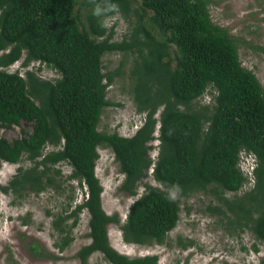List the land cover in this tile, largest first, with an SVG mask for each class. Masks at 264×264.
<instances>
[{"label":"trees","instance_id":"obj_1","mask_svg":"<svg viewBox=\"0 0 264 264\" xmlns=\"http://www.w3.org/2000/svg\"><path fill=\"white\" fill-rule=\"evenodd\" d=\"M211 3L0 0V129L23 122L33 127L12 142L0 136V163L26 158L32 164L19 168L3 190L69 195L52 222L60 252L73 242L87 210L91 242L77 253L82 264L95 253L110 264H158L159 255L119 253L109 226L120 225L127 243L164 244L180 221V199L201 192L216 202L211 199L207 211L224 216L237 235L249 231L264 243V87L243 67L237 39L214 22ZM116 16L130 24L123 41L114 40L118 20L109 25ZM115 52L137 54L131 90L144 122L131 137L99 129L104 109L116 105L107 98L108 88L126 65L121 61L115 71H104L105 55ZM21 60V68L11 71ZM36 62L59 77L42 79L29 68ZM207 93L210 103L203 104ZM100 148L111 149L125 176L120 190L139 196L123 224L103 208ZM242 154L255 158L254 186L238 195L251 181L241 168ZM62 165L72 169L66 178ZM73 181L86 188L79 203ZM141 186L146 190L139 195ZM178 242L184 249L193 244L180 237Z\"/></svg>","mask_w":264,"mask_h":264},{"label":"rangeland","instance_id":"obj_2","mask_svg":"<svg viewBox=\"0 0 264 264\" xmlns=\"http://www.w3.org/2000/svg\"><path fill=\"white\" fill-rule=\"evenodd\" d=\"M210 9L214 22L228 28L230 34L237 39L243 67L252 71L264 87V0H212ZM116 20L118 25L114 40L123 41L129 32L130 24L123 17L116 16L109 25L114 24ZM136 55L115 52L104 57L105 72L115 71L121 61L126 65L122 68L123 75L117 77L108 88L107 98L116 105L104 109L99 126L101 131L118 132L123 136L131 137L144 122V116L137 112L131 90L130 71ZM22 62L23 60L13 65L11 71L20 69ZM29 68L37 71L45 80L59 77L54 70L39 62L31 64ZM210 100L211 95L207 93L201 102L208 104ZM23 130L32 132V124L23 122L20 126L0 129V136L12 142L25 136ZM158 144L157 140L154 145L157 147ZM99 154L96 170L104 188L103 208L110 216L118 215L123 224L130 206L139 196L132 197L120 190L125 177L111 149L100 148ZM157 155L158 149L153 150L152 156L156 158ZM241 157V168L248 173L246 170L252 161L248 160V162L245 154ZM31 165L26 158L16 164L0 163V264H82L77 253L91 242L90 216L87 210L81 213L78 226L73 230V242L65 251L60 252L55 246L57 234L52 222L54 214L62 210L69 195L48 190L40 194L29 193L19 196L13 191L3 190L19 168H27ZM61 170L65 178L72 172L67 165H62ZM145 182L160 187L152 180L148 179ZM72 183L76 187L75 203H79L84 199L85 189L80 187L78 181ZM253 186L254 181L243 187L238 195L250 191ZM145 190V186H141L139 195ZM173 195L178 199L177 194L173 193ZM228 197L234 198L235 194H228ZM213 198L211 194L201 192L180 199V221L169 233L164 244L140 246L127 243L121 226L111 224L109 226L111 245L120 253L130 257L159 255L158 264H264V243L258 242L249 231L237 235L239 230L228 227L224 216H217L206 210ZM72 220L70 219L69 222ZM179 237L184 243L191 240L193 244L184 249L178 242ZM35 244L42 248V253L34 250ZM48 254L55 255L56 258ZM88 264L110 263L102 254L95 253L89 258Z\"/></svg>","mask_w":264,"mask_h":264},{"label":"clouds","instance_id":"obj_3","mask_svg":"<svg viewBox=\"0 0 264 264\" xmlns=\"http://www.w3.org/2000/svg\"><path fill=\"white\" fill-rule=\"evenodd\" d=\"M142 124H143V123H142ZM138 129H139V128H138ZM157 134H158V133H157ZM157 134H156V135H157ZM156 141H157V140H156ZM245 157H247V158H246L247 161H248V160H251V161H252L250 167L248 168V170H246V171H248V173L245 172V171L243 170V171L245 172V174L251 179L250 182H247V183H246V185H248V184H250L251 182H253V181H252V177H253V174H254V173H253V170H254V168H255V158H254L253 156H249V155H248V156L245 155ZM248 162H249V161H248ZM240 164H241V162H240ZM152 171H153V170H151L150 172L152 173ZM250 174H251V175H250ZM124 177H125V176H124ZM246 185H245V186H246ZM245 186H243V187H245ZM84 189H85V191H84V197H85L86 188H84ZM242 189H243V188H242ZM130 244H131V243H130ZM114 248H115V247H114ZM115 249H116V248H115ZM116 250H117V249H116ZM117 251H118V250H117ZM118 252H119V251H118ZM119 253H120V252H119ZM121 254H122V253H121ZM124 255H125V254H124Z\"/></svg>","mask_w":264,"mask_h":264}]
</instances>
